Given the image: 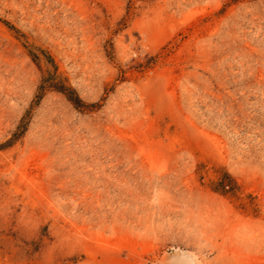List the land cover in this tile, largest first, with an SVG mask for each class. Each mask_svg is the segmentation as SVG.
<instances>
[{
  "label": "rangeland",
  "instance_id": "rangeland-1",
  "mask_svg": "<svg viewBox=\"0 0 264 264\" xmlns=\"http://www.w3.org/2000/svg\"><path fill=\"white\" fill-rule=\"evenodd\" d=\"M0 264H264V0H0Z\"/></svg>",
  "mask_w": 264,
  "mask_h": 264
},
{
  "label": "trees",
  "instance_id": "trees-1",
  "mask_svg": "<svg viewBox=\"0 0 264 264\" xmlns=\"http://www.w3.org/2000/svg\"><path fill=\"white\" fill-rule=\"evenodd\" d=\"M51 61V58L48 57ZM54 88L66 97L74 106H81L85 104L76 94L74 89L65 83L64 79L54 72H48L45 76L40 78V81L37 85V97L43 92L45 88ZM91 104V103H89ZM18 127H23V124H18Z\"/></svg>",
  "mask_w": 264,
  "mask_h": 264
},
{
  "label": "clouds",
  "instance_id": "clouds-1",
  "mask_svg": "<svg viewBox=\"0 0 264 264\" xmlns=\"http://www.w3.org/2000/svg\"><path fill=\"white\" fill-rule=\"evenodd\" d=\"M249 243H251V241H249L247 238H240L236 241V246L244 249Z\"/></svg>",
  "mask_w": 264,
  "mask_h": 264
}]
</instances>
